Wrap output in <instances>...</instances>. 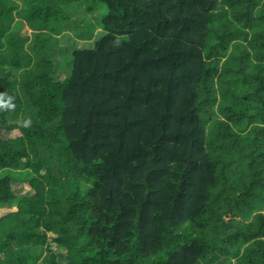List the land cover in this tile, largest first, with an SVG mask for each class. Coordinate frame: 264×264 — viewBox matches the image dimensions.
<instances>
[{
  "label": "trees",
  "instance_id": "trees-1",
  "mask_svg": "<svg viewBox=\"0 0 264 264\" xmlns=\"http://www.w3.org/2000/svg\"><path fill=\"white\" fill-rule=\"evenodd\" d=\"M0 208V264H264V0H0Z\"/></svg>",
  "mask_w": 264,
  "mask_h": 264
},
{
  "label": "rangeland",
  "instance_id": "rangeland-1",
  "mask_svg": "<svg viewBox=\"0 0 264 264\" xmlns=\"http://www.w3.org/2000/svg\"><path fill=\"white\" fill-rule=\"evenodd\" d=\"M12 189L17 196L31 194L32 191L26 184H13ZM11 209L0 208V217L9 212Z\"/></svg>",
  "mask_w": 264,
  "mask_h": 264
}]
</instances>
